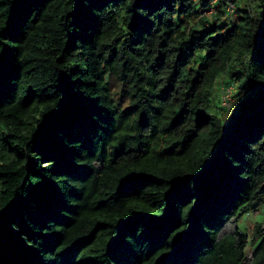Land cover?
<instances>
[{
	"label": "trees",
	"instance_id": "trees-1",
	"mask_svg": "<svg viewBox=\"0 0 264 264\" xmlns=\"http://www.w3.org/2000/svg\"><path fill=\"white\" fill-rule=\"evenodd\" d=\"M0 264H264V0H0Z\"/></svg>",
	"mask_w": 264,
	"mask_h": 264
},
{
	"label": "rangeland",
	"instance_id": "rangeland-1",
	"mask_svg": "<svg viewBox=\"0 0 264 264\" xmlns=\"http://www.w3.org/2000/svg\"><path fill=\"white\" fill-rule=\"evenodd\" d=\"M238 2H240V0H238ZM214 3V2H213ZM226 103V102H225ZM227 104V103H226ZM219 116H223V114H219ZM255 215H253L252 217L249 218V221L247 222L248 223V235L252 238L253 237V234H252V231H253V228H254V225L256 222H262L263 221V217L262 215H258L254 218ZM254 219V220H253ZM246 224H242V226H240L241 228L244 229ZM247 226V225H246ZM253 247L250 248V251L252 250Z\"/></svg>",
	"mask_w": 264,
	"mask_h": 264
},
{
	"label": "clouds",
	"instance_id": "clouds-1",
	"mask_svg": "<svg viewBox=\"0 0 264 264\" xmlns=\"http://www.w3.org/2000/svg\"><path fill=\"white\" fill-rule=\"evenodd\" d=\"M230 94H231V92H230ZM230 94L228 95V99L226 100V103H227L226 105H228V100H229V103H230V101L232 99Z\"/></svg>",
	"mask_w": 264,
	"mask_h": 264
}]
</instances>
